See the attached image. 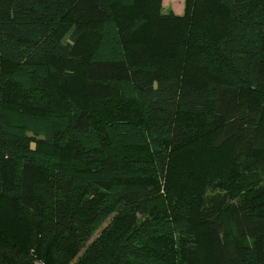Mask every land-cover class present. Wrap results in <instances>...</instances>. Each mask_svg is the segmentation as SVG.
I'll return each instance as SVG.
<instances>
[{"label":"trees","instance_id":"obj_1","mask_svg":"<svg viewBox=\"0 0 264 264\" xmlns=\"http://www.w3.org/2000/svg\"><path fill=\"white\" fill-rule=\"evenodd\" d=\"M158 3L0 0V264H194L202 244L203 264H264V0H185L188 20H223L182 39L147 32ZM167 51L179 69L150 55ZM223 150L220 175L182 178L178 200L199 187L177 212L174 162Z\"/></svg>","mask_w":264,"mask_h":264},{"label":"rangeland","instance_id":"obj_2","mask_svg":"<svg viewBox=\"0 0 264 264\" xmlns=\"http://www.w3.org/2000/svg\"><path fill=\"white\" fill-rule=\"evenodd\" d=\"M142 6H138L136 5V7L128 9L127 11H121L118 16L119 17H123L125 14L129 15L130 19H129V25L134 21V19L139 16L140 14H143L146 12V10H144L143 8H141ZM141 10L140 12H138L137 10ZM154 11H156V9H153ZM159 11V12H158ZM157 12L162 16V15H168L169 13H172L173 15H175L177 17V22L171 24L170 22H166L161 16L159 15H154V17L149 18L146 21L147 24V32L149 33L150 30H153L154 32H160V35H166L171 31L173 33H177L179 32L178 35H174L175 38H179L182 39V34H180L181 31L186 30L188 28V31L191 33L192 29L195 28V25L197 26V28L200 29H204L207 31V34L210 37H214L216 30L221 28V24H222V20H223V13L219 10H214V8H204V10L200 11V13L198 14L199 16H197L196 18H193V20H188L185 16V0H159L158 3V8H157ZM151 25L148 27V25ZM125 26V32L129 33V30L127 28V24L124 23L123 24ZM120 30L122 32H124V28L123 26H121ZM145 31V30H144ZM152 32V33H154ZM156 33V32H155ZM94 37L92 35V28L90 29V31L88 32V34L84 37L83 42L81 44L82 48H86L88 46H90L93 41ZM193 39V35L191 34L189 36V45L191 44V41ZM169 42H172L174 44V38L172 40H166ZM176 44H182L181 46V51H182V47L184 48L185 43L183 41L178 40L176 42ZM178 51L180 49H177ZM164 53V51H161ZM135 53V52H133ZM132 53V54H133ZM170 53L171 51H167L165 53V57H161V53L160 52H152L150 55H152L154 58L159 59V61H156V64H158V62H162L163 64H165L167 62L168 66H175L176 68H180L182 62L179 58V56H176L174 58V63L168 62V60L171 59L170 57ZM172 56V55H171ZM146 64V63H145ZM187 69V68H186ZM185 74V73H184ZM189 79L191 80H204L206 78V75L198 69H192L189 68L186 71L185 74ZM62 94V93H61ZM192 120H190L192 123L194 124H199L200 119L197 117H193L191 118ZM260 140H264V123L262 125V130H261V137ZM200 145V149H208V141H206L205 139H203L202 141H200V143H198L197 146ZM223 149H228L227 147H224ZM227 153V152H226ZM225 153V150L218 152L214 154L213 157L210 156L211 159V163H207L209 162V159L206 160V162L201 163L198 167H192V164H188L186 166L185 162L182 163L180 160H176L173 164L172 167V175L170 178V182H169V191L166 194V200L168 201L170 206H175L178 210L177 212H181L187 209L188 204L190 202L191 196L193 193H197L198 187L199 185H197V176L199 177V179H204V177L207 174H215V175H220L222 173V168L224 167V164L226 163V157L227 154ZM226 155V157H225ZM258 159L261 162H264V152L262 153L261 151L258 154ZM205 160V158L203 159ZM215 161V163L213 164L212 162ZM206 165H208V168L206 167ZM190 167V168H189ZM190 173V174H188ZM194 173L197 175L196 176V181L195 183H193L191 190L193 191V193L188 196L189 199L188 200H183L182 198H177L178 195H180L181 193L185 192L188 193V188L186 187V185H183V187L181 186V180L184 176L186 175H191L192 177L194 176ZM191 179V178H190ZM190 179H188L190 181ZM176 204V205H174ZM179 205H181V207H179ZM175 208V209H176ZM197 224V223H196ZM197 227L192 228L193 231L196 230ZM197 232L201 235H203V231L201 228H197ZM201 246V245H199ZM202 248L198 251L197 256L191 258L190 262H193L194 264H203L205 262V245L202 244L201 246Z\"/></svg>","mask_w":264,"mask_h":264},{"label":"built area","instance_id":"obj_3","mask_svg":"<svg viewBox=\"0 0 264 264\" xmlns=\"http://www.w3.org/2000/svg\"><path fill=\"white\" fill-rule=\"evenodd\" d=\"M35 264H41V263H39V262H36Z\"/></svg>","mask_w":264,"mask_h":264}]
</instances>
